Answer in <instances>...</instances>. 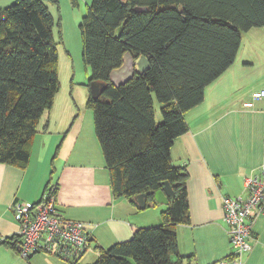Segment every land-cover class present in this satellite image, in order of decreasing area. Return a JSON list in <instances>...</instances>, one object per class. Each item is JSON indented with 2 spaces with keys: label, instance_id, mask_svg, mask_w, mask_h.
I'll return each instance as SVG.
<instances>
[{
  "label": "trees",
  "instance_id": "obj_1",
  "mask_svg": "<svg viewBox=\"0 0 264 264\" xmlns=\"http://www.w3.org/2000/svg\"><path fill=\"white\" fill-rule=\"evenodd\" d=\"M49 2L15 0L0 7V163H29L38 124L60 89L55 27L61 23ZM253 27H264V0H92L87 6L79 28L88 85L93 80L106 84L98 96L90 90L87 105L94 112L112 193L143 210L137 195L147 194L148 208L158 203L154 193L165 182L174 190L160 224L139 227L130 239L107 248L97 246L93 264L196 260L179 248L178 226L191 224L188 169L173 162L171 149L189 130L186 113L233 65L243 32ZM126 53L135 59L146 56L150 68L116 86L110 74ZM154 95L161 103V120ZM20 242L16 233L1 245L19 253Z\"/></svg>",
  "mask_w": 264,
  "mask_h": 264
},
{
  "label": "crops",
  "instance_id": "obj_2",
  "mask_svg": "<svg viewBox=\"0 0 264 264\" xmlns=\"http://www.w3.org/2000/svg\"><path fill=\"white\" fill-rule=\"evenodd\" d=\"M60 1L50 0L49 6L50 3L59 6ZM69 1L72 8L68 1L66 4L70 16L79 19V11L73 9L80 6L79 0L78 6ZM83 1L87 6L91 4L90 0ZM58 14L61 23L60 7ZM257 58L248 54L239 59L237 55L233 65L206 88L203 102L186 113L189 130L175 140L171 149L173 162L188 169L191 224L178 226V239L181 254L196 255L193 263L215 264L232 253L222 209L223 197L246 198L245 177L264 164V97H253L255 92L264 89V67L255 66ZM247 102L252 106H246ZM62 111L64 117L62 114L55 125L53 108L42 116L25 167L0 163V235L19 232L12 205L16 201L38 202L46 186L53 182L54 170L60 172L55 184H58L56 201L62 215L86 224L94 249L128 240L139 227L160 224L166 204L158 202L140 210L128 198L114 197L105 159L103 170L98 169L91 152L83 148L78 151L71 110L68 106ZM199 230L216 233L214 247L211 245L204 255L196 243L187 246L189 235H197ZM250 242L252 249L244 254L243 264H264V215L256 220ZM7 248L16 251L10 246Z\"/></svg>",
  "mask_w": 264,
  "mask_h": 264
},
{
  "label": "rangeland",
  "instance_id": "obj_3",
  "mask_svg": "<svg viewBox=\"0 0 264 264\" xmlns=\"http://www.w3.org/2000/svg\"><path fill=\"white\" fill-rule=\"evenodd\" d=\"M14 1L15 0H0V7H7ZM66 1H68L70 8H72L70 1ZM66 1H60L59 6L50 3L51 12L54 14L56 20L59 21L58 7H60L61 9V18H63L61 27L57 24L55 27V36L57 41L59 42V59L57 63V69L60 78V89L55 97L54 104L52 106V114L54 117L53 125L57 124V120L62 114L64 117V113L62 111L63 108H68L69 106L72 115V122L73 120H75L72 126V130L76 131L75 144L77 145V149L80 148V150L78 151H82L81 148H83L88 152H91L94 155V163L96 167L103 170L104 157L100 144L95 135L94 112L87 105L88 96L90 93V87L88 85L90 70L86 67L82 59V37L79 25L83 15H85L87 11V5L83 0H79L80 6L73 8L75 12L79 11V19H77L73 16H70V9L67 7ZM91 2L92 0H90L88 3L90 4ZM60 28L62 29V32H59ZM248 54L258 57L257 63L255 65L256 67H264V27H253L252 31L243 32L242 43L238 52V58L240 59L241 57ZM154 103L157 119L161 120V103L159 102L156 95H154ZM57 164L59 163L57 162ZM58 173L60 172L57 170L53 171L52 183L54 184L58 181ZM189 232H192V230ZM195 235L196 234L193 233L189 235V242L187 244L188 247L196 243V246L198 247L199 251L203 253V255L211 245L212 247H214L213 240L216 235L215 232L212 233L209 230H199L197 235ZM194 236L197 237L196 241ZM94 246L95 245L92 244L91 249L87 251L85 258L79 261L80 264H93L96 261L99 252L98 249H94ZM7 247L9 246L6 244L0 246V264H25V262L28 261H30L31 264H35V262L36 264L62 263L61 260L56 256L45 252H39L35 254L32 259L27 261L28 258L21 257L19 253H17V251L13 252L11 250H7ZM229 250L231 251L230 246ZM15 255H17V257H15ZM94 256L96 258H94ZM185 263L188 264V262ZM192 264L198 263L192 262Z\"/></svg>",
  "mask_w": 264,
  "mask_h": 264
},
{
  "label": "built area",
  "instance_id": "obj_4",
  "mask_svg": "<svg viewBox=\"0 0 264 264\" xmlns=\"http://www.w3.org/2000/svg\"><path fill=\"white\" fill-rule=\"evenodd\" d=\"M255 99L264 97V89L253 94ZM246 106H252L247 102ZM248 195L224 196L222 209L226 231L229 235L232 253L215 264H243L244 254L252 249L250 238L260 215H264V164L257 171L245 177ZM58 184L50 183L36 203L14 202L11 209L20 225L19 255L45 252L59 256L67 262L77 261L91 249L89 233L85 223L62 215L56 201ZM6 236L0 235V245Z\"/></svg>",
  "mask_w": 264,
  "mask_h": 264
},
{
  "label": "water",
  "instance_id": "obj_5",
  "mask_svg": "<svg viewBox=\"0 0 264 264\" xmlns=\"http://www.w3.org/2000/svg\"><path fill=\"white\" fill-rule=\"evenodd\" d=\"M150 68L149 59L141 55L138 58H134L130 53H126L124 57V63L114 70L110 74L111 82L120 86L127 81H129L133 76L138 73L142 74ZM106 84L104 82H99L93 80L90 84V90L93 96H98L102 93ZM174 194V190L169 182H165L164 187L155 191L154 197L159 203L168 204L169 196ZM141 209H146L148 205V196L145 193L139 194L135 197Z\"/></svg>",
  "mask_w": 264,
  "mask_h": 264
}]
</instances>
